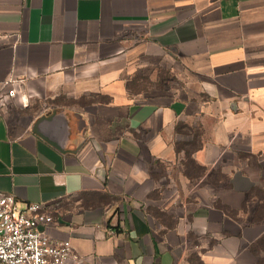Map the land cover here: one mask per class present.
Returning <instances> with one entry per match:
<instances>
[{"label": "crops", "instance_id": "0c3cea01", "mask_svg": "<svg viewBox=\"0 0 264 264\" xmlns=\"http://www.w3.org/2000/svg\"><path fill=\"white\" fill-rule=\"evenodd\" d=\"M0 33V195L68 264H260L264 0H0Z\"/></svg>", "mask_w": 264, "mask_h": 264}, {"label": "built area", "instance_id": "2783aa9c", "mask_svg": "<svg viewBox=\"0 0 264 264\" xmlns=\"http://www.w3.org/2000/svg\"><path fill=\"white\" fill-rule=\"evenodd\" d=\"M54 220L43 203L31 202L22 208L15 195L1 194L0 262L68 264L74 259L79 263L81 259L69 240H57L48 234L47 227Z\"/></svg>", "mask_w": 264, "mask_h": 264}, {"label": "trees", "instance_id": "16d2710c", "mask_svg": "<svg viewBox=\"0 0 264 264\" xmlns=\"http://www.w3.org/2000/svg\"><path fill=\"white\" fill-rule=\"evenodd\" d=\"M189 144V145H188ZM184 146H185V149H186V157H191V155H190V153L193 151V150H195L196 148H197V142L196 141H194L193 143H191V145H190V143H184ZM187 146V147H186ZM191 160H192V162L194 163V165L197 167V168H199L198 166H197V164L195 163V161L193 160V158L191 157ZM190 169V168H189ZM200 169V168H199ZM261 245H264V239L262 240V242H261ZM264 247V246H263ZM260 264H264V259H262L261 261H260Z\"/></svg>", "mask_w": 264, "mask_h": 264}, {"label": "rangeland", "instance_id": "374dc122", "mask_svg": "<svg viewBox=\"0 0 264 264\" xmlns=\"http://www.w3.org/2000/svg\"><path fill=\"white\" fill-rule=\"evenodd\" d=\"M185 142H186V141H185ZM183 163L191 169V171H192L193 174H198V173H200V169L197 168V167L194 165V163H193L192 160H191V157H185V159L183 160Z\"/></svg>", "mask_w": 264, "mask_h": 264}]
</instances>
